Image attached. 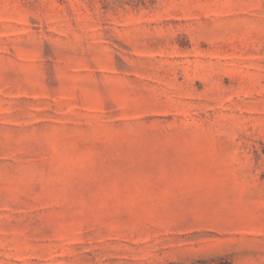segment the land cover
<instances>
[{
    "label": "rangeland",
    "instance_id": "1",
    "mask_svg": "<svg viewBox=\"0 0 264 264\" xmlns=\"http://www.w3.org/2000/svg\"><path fill=\"white\" fill-rule=\"evenodd\" d=\"M0 264H264V0H0Z\"/></svg>",
    "mask_w": 264,
    "mask_h": 264
}]
</instances>
